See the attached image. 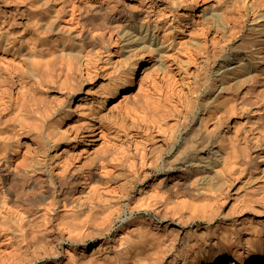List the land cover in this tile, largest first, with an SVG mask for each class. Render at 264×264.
Masks as SVG:
<instances>
[{
    "label": "bare ground",
    "instance_id": "1",
    "mask_svg": "<svg viewBox=\"0 0 264 264\" xmlns=\"http://www.w3.org/2000/svg\"><path fill=\"white\" fill-rule=\"evenodd\" d=\"M123 203L166 236L113 232ZM248 211L264 216V0H0V264H264Z\"/></svg>",
    "mask_w": 264,
    "mask_h": 264
},
{
    "label": "rangeland",
    "instance_id": "2",
    "mask_svg": "<svg viewBox=\"0 0 264 264\" xmlns=\"http://www.w3.org/2000/svg\"><path fill=\"white\" fill-rule=\"evenodd\" d=\"M126 139V140H125ZM125 139H123V140H120V141H118V142H116L117 144H115V145H118L117 147H118V149H117V147L115 146V149L118 151V150H121L122 148H125V149H127V151L129 152H133V150L130 148V147H128V148H126L127 147V145H128V143H126V142H128L127 141V139L128 138H125ZM122 141V142H121ZM125 142V143H124ZM122 143H124V144H122ZM120 144V145H119ZM123 145V146H122ZM124 145H126L125 147H124ZM122 148H121V147ZM120 147V148H119ZM125 149H124V151H125ZM129 149V150H128ZM131 149V150H130ZM123 150H121V152H122ZM126 151V152H127ZM119 152V151H118ZM127 152V153H128ZM120 153V152H119ZM123 153V152H122ZM121 154V153H120ZM124 179V178H123ZM113 186L115 185V186H117V191H118V193H121L122 195V200H125V198H127L129 195H131L133 192H134V187L136 186V185H134V182H133V180H131V179H127L126 178V180L124 179V180H119V181H117V182H115V183H113L112 184ZM131 192V193H130ZM125 193V194H124ZM148 204V203H147ZM147 204L145 203L144 205H146V206H143L142 205V208L140 209H138V210H135V211H133L132 213L130 212V210H127V207L124 205V203L122 204V207H121V209H120V212H118V213H116V216H115V223L113 224L114 226H113V229H112V231L113 232H115V231H120V230H122L121 228H123V226L125 225V222H126V219H128V218H135V219H137V221H141V220H143V225H144V229L147 231V232H151L150 234L148 233V235L149 236H155V237H160V238H162V237H165L166 236V231L163 229V225H159V223H160V216L162 215V213H160V212H156L155 211V209H154V206L152 207V206H150L149 207V205H148V207H147ZM126 207V208H125ZM144 208V209H143ZM125 210V211H124ZM137 211V212H136ZM128 212V213H127ZM125 213V214H124ZM127 213V214H126ZM159 214H161L160 216H159ZM185 215V217H184V219H185V221H186V223L188 224V226H190L191 228L192 227H200L201 229H203V227H207V228H210L211 226H213V224L215 223V221H207V217L206 218H203V217H201L200 215H198L197 213H195V214H192V215H190L188 212H185L184 213ZM186 214H187V216H186ZM139 216V217H138ZM243 218H245L246 220H250V221H253V222H257V223H259V222H261V219H262V217H264L263 216V213H261V212H245V213H243L242 215H241ZM124 217V218H123ZM140 217H142V218H140ZM144 218V219H143ZM215 220L216 221H220V220H222L220 217H215ZM117 221V222H116ZM145 221V222H144ZM229 221V220H228ZM123 225V226H122ZM121 226V227H120ZM222 226H226V225H222ZM147 228V229H146ZM116 229V230H115ZM199 230V229H198ZM152 234H154V235H152ZM169 235V234H168ZM167 235V236H168ZM241 235V234H240ZM172 236H174L173 238H174V246L173 247H169L168 248V250H167V256H168V259H170L173 255H174V253H175V251L177 250L176 248L178 247V242H179V237L176 235V232L175 231H173L172 232ZM189 238H193V236H189ZM236 242L238 241L239 242V240L238 239H236L235 240ZM1 247V246H0ZM0 249H3L2 247L0 248ZM38 248H36L35 249V252L36 251H38L37 250ZM40 250V249H39ZM35 252H34V254H35ZM28 254H30L31 255V257H30V259H32V256H33V251H32V254L30 253V252H28L27 253V255L26 254H24L23 256H24V258H23V256L20 258L22 261H25V260H27V258H26V256H29ZM26 258V259H25ZM23 259H25V260H23ZM28 259H29V257H28Z\"/></svg>",
    "mask_w": 264,
    "mask_h": 264
}]
</instances>
